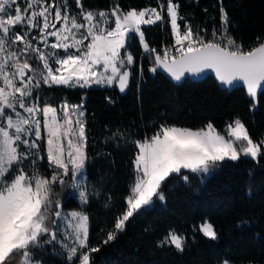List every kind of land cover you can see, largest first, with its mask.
I'll return each mask as SVG.
<instances>
[{
	"label": "snow or ice",
	"instance_id": "snow-or-ice-1",
	"mask_svg": "<svg viewBox=\"0 0 264 264\" xmlns=\"http://www.w3.org/2000/svg\"><path fill=\"white\" fill-rule=\"evenodd\" d=\"M76 5L81 8L82 22L76 14H69L67 0H0V264H10L17 257L23 264H45L40 254L45 245L59 244L66 250L69 264L75 260L93 264L90 254L99 251L89 247L90 217L83 210L89 203L86 184L90 182L87 112L83 104L66 102L59 112L47 104L41 107L37 89L42 84L70 88L116 84L123 92L134 64L126 42L138 35L150 58L155 54L150 68L153 73L163 69L181 81L186 74L212 70L223 84L246 86L253 108L264 97V41L245 50L230 34L223 7L219 32L214 28L206 39L200 29L194 30L188 23L182 29L179 5L167 0L175 47L174 51L165 48L161 55L150 48L141 30L142 25L163 23L156 8L124 12L117 5L109 13L84 10L81 0H76ZM110 17H114V27L108 26ZM17 26L20 32L15 30ZM33 29L39 30V36L31 35ZM50 37L55 42L49 43ZM59 49L63 56L57 53ZM33 57L41 63L34 66ZM42 125L50 178L36 167L38 160H44L40 155ZM132 143L138 148L135 181L126 197L127 209L117 218L115 231L108 233L105 244L114 240L134 215L165 200L170 176L175 174L187 182L189 177L182 170L207 174L226 159L237 161L244 155L256 160L264 145V141L252 140L240 119L228 125L226 135L217 132L212 123L198 130L161 125L150 137ZM26 162L31 173L25 171ZM66 183L79 191L82 210L65 211L61 200L53 199L54 186ZM200 231L209 239L217 238L211 223L201 224ZM185 242L183 235L170 230L161 243H171L182 252Z\"/></svg>",
	"mask_w": 264,
	"mask_h": 264
},
{
	"label": "trees",
	"instance_id": "trees-1",
	"mask_svg": "<svg viewBox=\"0 0 264 264\" xmlns=\"http://www.w3.org/2000/svg\"><path fill=\"white\" fill-rule=\"evenodd\" d=\"M81 1L90 10L112 9L117 5L123 11L146 7L161 10L163 4V23L142 25L141 29L150 48L173 41L165 10L167 0ZM172 2L179 5L181 25L185 20L195 24H208L211 19L220 22L221 0ZM222 4L230 18L229 31L236 40L249 50L264 41V0H222ZM126 49L134 64L123 92L116 85L70 88L42 84L37 89L41 105L83 104L87 112L90 182L86 184L89 203L83 210L90 217L89 247L99 249L90 254L93 264H221L224 260L234 264H264L263 145L256 160L226 159L208 176L182 170L189 177L187 182L175 174L170 176L165 200L141 210L126 222L125 229L114 240L104 243L108 233L115 231L117 218L126 211V197L135 181L134 157L138 148L132 140L150 137L161 125L198 128L212 123L216 129L224 130L235 119L244 123L256 142L264 138V97L253 108L245 88L230 91L212 76L203 80L187 78L175 84L158 71L152 74L154 56L151 54L150 58L144 51L138 35L127 41ZM42 156L44 160H38L36 165L44 176L50 177L46 153L42 152ZM25 169L28 171L26 166ZM53 199H60L63 209L81 208L79 197L67 183L54 186ZM205 218L215 226V240L198 229ZM170 230L186 238L182 252L171 243H161ZM40 254L45 264H69L59 244L45 245ZM22 262L17 257L10 264Z\"/></svg>",
	"mask_w": 264,
	"mask_h": 264
},
{
	"label": "rangeland",
	"instance_id": "rangeland-1",
	"mask_svg": "<svg viewBox=\"0 0 264 264\" xmlns=\"http://www.w3.org/2000/svg\"><path fill=\"white\" fill-rule=\"evenodd\" d=\"M48 2L49 3H51L52 2V0H48ZM57 3H60V0H57ZM67 3H68V8H69V14L71 15V14H76L77 15V17H78V19H80L81 20V22H82V18L79 16V13H80V11H81V8L80 7H78L77 5H76V0H67ZM81 5H82V1H81ZM25 5L23 4V3H21V7L23 8ZM83 7V6H82ZM146 8H156L157 9V11H160L161 12V15H162V17H163V12L161 11V10H159L157 7H146ZM83 9L84 10H90V9H85L84 7H83ZM143 9H145V8H142V9H135V10H137V11H139V10H143ZM130 10H132V9H130ZM165 10H166V13H167V5L165 6ZM61 11H62V14H63V12H64V8H63V6L61 7ZM91 11H94V12H98V11H106V12H111V9H96V10H91ZM129 11V10H128ZM124 12H127V11H124ZM147 18V17H146ZM110 20H111V23L108 25L109 27H114V17H110ZM169 23H170V19H169ZM179 23V22H178ZM57 27L59 28L60 27V24H57ZM142 27V26H141ZM16 31H18V32H20L21 31V28L19 27V26H17L16 27V29H15ZM142 30V29H141ZM172 34H173V37H174V40H175V36H174V33L172 32ZM31 35H35V36H39V30L38 29H33V31H32V34ZM29 38H31V36L29 37ZM52 42H55V38L54 37H50L49 38V43H52ZM89 41H84V44H87ZM33 43L35 44L36 43V41H33ZM127 43V42H126ZM141 44H142V42H141ZM41 47H43L42 45H40ZM143 46V45H142ZM126 47V46H125ZM57 51V53L59 54V55H61V56H63V54H64V52H63V50L62 49H59V50H56ZM128 51V50H127ZM129 52V51H128ZM124 54V50H122V55ZM32 63H33V65L35 66V65H37V64H40L41 62H39V61H37L36 59H35V57H33V59H32V61H31ZM52 66H53V68H55L56 67V65L53 63L52 64ZM114 85H116V84H114ZM94 86H96V85H94ZM117 87H118V85H116ZM102 87H104V86H102ZM128 87V86H127ZM127 89V88H126ZM125 89V90H126ZM124 90V91H125ZM33 99H34V97H33ZM67 103V102H66ZM62 104H64V103H62ZM62 104H60L59 106H52V105H50V106H52V107H55V108H57V110H58V112L60 111V106L62 105ZM68 105H77V104H69V103H67ZM40 106L41 107H43L44 105H41L40 104ZM19 111H23V110H20V109H18ZM230 124V123H229ZM228 124V125H229ZM228 125H226L225 126V128H224V130H218V129H216L215 127V129L217 130V132H219L220 134H222V135H226V133H227V129H228ZM169 126H175V127H181V128H190V129H192V130H198V129H201V128H206V126L205 127H198V128H193V127H189V126H181V125H169ZM249 133V132H248ZM250 135V134H249ZM251 137V136H250ZM252 138V137H251ZM253 140V139H252ZM254 142H256L255 140H253ZM262 141H264V138H263V140ZM256 143H259V142H256ZM41 144H42V147L43 148H41V152H40V155L42 156V152H45L46 153V133H45V131H44V129H43V125H42V140H41ZM237 145H239V142H237ZM264 146V145H263ZM261 150H262V147H261ZM241 157H246V156H244V155H241ZM250 158V157H249ZM220 162H217V164H216V166L219 164ZM25 166L28 168V171H29V173H31V169L28 167V164H25ZM215 166V167H216ZM36 167H37V165H36ZM214 167V168H215ZM214 168H212V170L214 169ZM211 170V171H212ZM25 171H27L26 169H25ZM210 171V172H211ZM50 178V177H49ZM72 191L79 197V191L78 190H76V189H72ZM65 211H71V210H77V211H79V210H82L81 208H74V209H64ZM205 222H208V223H211L212 225H213V227H214V230L216 231V229H215V226H214V224L211 222V220L209 219V218H205L203 221H201L200 223H199V225H198V229L200 230V225L201 224H203V223H205ZM217 233V232H216ZM60 238V235L58 234V239ZM66 242H68V243H70V241H66ZM60 249L62 250V251H64L65 253H66V250H64L61 246H60ZM78 255H79V253H78ZM225 261V260H224ZM223 261V262H224ZM228 261V264H234V263H232V262H230L229 260H227ZM223 262H221V264H223ZM21 264H23V262L21 263ZM250 264H252V263H250Z\"/></svg>",
	"mask_w": 264,
	"mask_h": 264
},
{
	"label": "built area",
	"instance_id": "built-area-1",
	"mask_svg": "<svg viewBox=\"0 0 264 264\" xmlns=\"http://www.w3.org/2000/svg\"><path fill=\"white\" fill-rule=\"evenodd\" d=\"M221 7H223V9H224L223 4L220 2L219 10L221 9ZM221 15L222 14H221V11H220V14H219L220 22H219V24L215 23L216 21H214L212 19L210 20V23H208V24L207 23H197V24H195V23H193V22H191L189 20H185L183 22V24L181 25V28L183 29L184 24L185 23H188V24H190L192 26V28L194 30L195 29H200L201 30V33L200 34L201 35H204L205 38L207 39V38L210 37V34H211V32L213 31L214 28L219 32V29L221 28V23H222V21H221ZM213 17H214V15H213ZM228 20L230 22V18L229 17H228ZM204 29H207V32L206 33L203 31ZM228 29H229V24H228ZM236 41H237V43L243 44L241 41H238V40H236ZM243 46H244L245 50H249V48L245 47L244 44H243ZM174 47H175V40H174V37H173L172 43H170L168 45H164V46L158 47V48H154V49H156V52L157 53H160L162 55L165 48L169 49L170 51H174Z\"/></svg>",
	"mask_w": 264,
	"mask_h": 264
},
{
	"label": "water",
	"instance_id": "water-1",
	"mask_svg": "<svg viewBox=\"0 0 264 264\" xmlns=\"http://www.w3.org/2000/svg\"><path fill=\"white\" fill-rule=\"evenodd\" d=\"M258 46V45H257ZM155 54H153V56H154ZM157 71L158 72H160V73H162V74H164L170 81H172L173 83H175V84H180V83H182L185 79H187V78H190V79H192V80H203V79H205V78H207V77H209V76H212V77H214L215 78V80L217 81V83L222 87V88H226V89H228V90H234V89H236V88H239V87H243V88H245L246 89V86H244L242 83H238V84H235V85H233V86H229V85H227V84H223L222 82H220L219 81V79L216 77V74H215V72L214 71H212V70H205L203 73H200V74H198V75H192V74H186V76H185V78H183L181 81H175L174 79H172L171 78V76L166 72V71H164L163 69H157ZM152 74H154L153 72H152ZM246 92H247V89H246ZM210 173V172H209ZM209 173H207V176L209 175Z\"/></svg>",
	"mask_w": 264,
	"mask_h": 264
}]
</instances>
